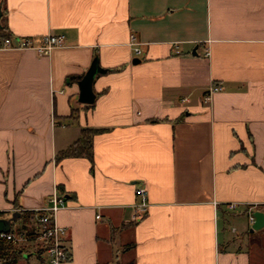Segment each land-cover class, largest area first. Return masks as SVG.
<instances>
[{"label":"crops","instance_id":"0c3cea01","mask_svg":"<svg viewBox=\"0 0 264 264\" xmlns=\"http://www.w3.org/2000/svg\"><path fill=\"white\" fill-rule=\"evenodd\" d=\"M0 7L12 36H65L49 54L0 49L1 217L48 206L58 191L62 264H256L234 225L255 240L249 215L264 212V0ZM95 56L107 71L90 106L79 81ZM84 127L108 128L94 137V170L86 157L57 163ZM221 220L232 227L223 237ZM29 245L17 264H46Z\"/></svg>","mask_w":264,"mask_h":264},{"label":"built area","instance_id":"2783aa9c","mask_svg":"<svg viewBox=\"0 0 264 264\" xmlns=\"http://www.w3.org/2000/svg\"><path fill=\"white\" fill-rule=\"evenodd\" d=\"M65 42V36L62 34L48 33L42 36L41 43L37 44L31 37L8 36L0 39V49H36L40 54H49L53 48L61 46ZM140 53L139 48H135ZM221 90V86L214 85L210 89L213 91ZM209 96H206L208 98ZM137 195L141 197V202L137 204L140 211L147 210L149 202L145 188L136 189ZM67 206V198L63 193L54 192L50 197V204L43 206L35 212V223L30 229L27 224L25 227L9 230L0 233V241H11L16 245L35 244L43 245L45 251L43 256L46 258V264H62L70 258V250L67 244L69 230L67 227L57 222V213ZM235 203L230 207L234 208ZM18 210V209H17ZM21 210V209H19ZM255 214L249 215L250 223L255 222Z\"/></svg>","mask_w":264,"mask_h":264},{"label":"trees","instance_id":"16d2710c","mask_svg":"<svg viewBox=\"0 0 264 264\" xmlns=\"http://www.w3.org/2000/svg\"><path fill=\"white\" fill-rule=\"evenodd\" d=\"M11 36V33L8 32L4 26L0 28V39ZM115 69H108V71H113ZM118 70V68L116 69ZM81 77H78L80 79ZM90 106L92 104H88ZM74 110L72 111V115H74ZM108 128L102 127H84L81 130L80 137L75 140L71 145L67 148L59 150L56 154L55 160L56 162H60L64 158L67 157H86L90 160L92 164V170H94V149H93V140L95 135L107 131ZM20 216L12 221V226L10 230H13L14 223L18 221H22L23 224L26 225L30 219L35 216V212L33 210H19ZM5 214L4 211L0 210V217ZM29 244L16 245L11 241H0V264H17L19 260L25 257V252L28 249ZM35 253L38 257H42L45 247L43 245H34Z\"/></svg>","mask_w":264,"mask_h":264},{"label":"water","instance_id":"95a60500","mask_svg":"<svg viewBox=\"0 0 264 264\" xmlns=\"http://www.w3.org/2000/svg\"><path fill=\"white\" fill-rule=\"evenodd\" d=\"M2 14L3 11L0 7V28L2 27L1 24ZM139 61H140L139 59L133 60L134 63H137ZM106 71L107 69L101 66L99 57L95 56L87 72L85 73L83 78L79 81V89H80L79 100L81 102L87 104L94 103L96 99V93L93 88L94 80L97 74L104 73ZM254 214L256 219L251 226L252 231L259 230L264 227V212L260 210H256ZM19 216H20V212L19 210H16L12 213V215L9 218L0 217V233L9 231L12 226V221L17 219Z\"/></svg>","mask_w":264,"mask_h":264},{"label":"rangeland","instance_id":"374dc122","mask_svg":"<svg viewBox=\"0 0 264 264\" xmlns=\"http://www.w3.org/2000/svg\"><path fill=\"white\" fill-rule=\"evenodd\" d=\"M239 221L243 223L244 219L239 218ZM234 226L237 227V231H235V236L238 238L235 240L237 246H239L240 249L251 250L254 254L253 260L256 261V264H264V228L256 231L254 240L253 237H250L242 229L238 228L240 226H237V224ZM22 227H25L23 224V219L21 222H15L13 228L18 229ZM259 231L260 233H257ZM220 232L222 237L223 235L226 236L232 233V227L228 225L226 220H221Z\"/></svg>","mask_w":264,"mask_h":264}]
</instances>
